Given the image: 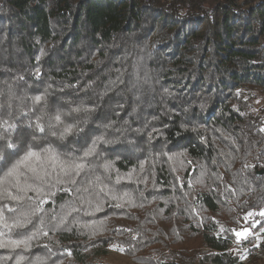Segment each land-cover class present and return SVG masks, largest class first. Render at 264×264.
I'll return each mask as SVG.
<instances>
[{"label": "trees", "instance_id": "obj_1", "mask_svg": "<svg viewBox=\"0 0 264 264\" xmlns=\"http://www.w3.org/2000/svg\"><path fill=\"white\" fill-rule=\"evenodd\" d=\"M58 112L80 136L48 134ZM0 121L20 155L103 137L120 176L135 169L78 177V195L44 207L76 197L79 226L0 248V264H106L113 246L135 264H264V0H0ZM97 177L123 199L94 190L107 204L93 213L80 197ZM245 227L247 240L230 231Z\"/></svg>", "mask_w": 264, "mask_h": 264}, {"label": "snow or ice", "instance_id": "obj_2", "mask_svg": "<svg viewBox=\"0 0 264 264\" xmlns=\"http://www.w3.org/2000/svg\"><path fill=\"white\" fill-rule=\"evenodd\" d=\"M33 100L37 104L46 102L43 96H36ZM73 111H89V109L78 107ZM49 119L54 120L55 124H49L48 134L57 136V132L52 131V128L57 125L62 126V130L57 137L60 141L66 140L69 136H80L83 132V129L78 125L66 124L59 112L54 117H49ZM28 126L31 128L33 122L29 121ZM0 127H3L7 132H11L16 130L17 126L8 124L7 121H0ZM35 128L40 134L46 135L45 127L40 124L39 118L35 122ZM0 140L4 141L0 147H3L7 152L5 155V151H0V201L8 199L15 201L18 205L17 208H8L0 204V226L4 229L0 230V248L28 249L33 247L34 242L38 241L41 236L48 237V230L53 233L57 231L71 232L73 230L71 224L79 226L76 216L79 214L80 209L76 207V197L65 201L60 206L59 212L44 207L47 203H55L57 192L65 194L75 192L78 195L81 192V189L77 187L81 183L78 177L94 174L96 169L99 168L109 178L115 172L117 183H119L121 179L130 180L135 172V169H132L125 176H120L118 170L115 169V162L109 161L107 157L103 156V152L99 150V145L114 144L116 141L107 140L103 137L93 139L86 149H74L73 151L80 152L79 155L61 153L51 144L43 147L38 142L35 147L31 144L27 145L26 149L23 150V155H20L22 149L18 144L13 143L4 136H0ZM33 140L37 141V138L33 137ZM84 142L87 143V140L85 139ZM138 166L142 167V165ZM94 190L105 192L112 200L123 199L122 196L118 197L113 194L114 190L104 185L103 181L97 177L92 189L83 190L89 192V198L80 197L92 209L93 213L103 211L104 205L107 204L106 200L91 196ZM114 206L123 208L124 204L118 203ZM8 212L15 213L14 218L11 220L6 215ZM260 215L264 216V212H261ZM70 219L71 224L69 223ZM251 223L257 224L259 221L252 220ZM261 227L264 228V224ZM33 228H35V231H32ZM230 231H234L235 236L242 240H247L254 235L252 229L248 227L241 230L230 229ZM13 235L19 238H12ZM113 247H117L120 251L124 250L119 246ZM5 259H8V257ZM23 259L25 257H19V260ZM19 260L17 264H19ZM45 261L46 258L36 257L34 264H45Z\"/></svg>", "mask_w": 264, "mask_h": 264}, {"label": "rangeland", "instance_id": "obj_3", "mask_svg": "<svg viewBox=\"0 0 264 264\" xmlns=\"http://www.w3.org/2000/svg\"><path fill=\"white\" fill-rule=\"evenodd\" d=\"M247 165L253 164L248 162ZM104 261L106 264H135L120 250H113L112 254L109 257L105 258Z\"/></svg>", "mask_w": 264, "mask_h": 264}]
</instances>
